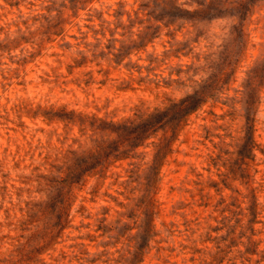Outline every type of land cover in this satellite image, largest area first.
Returning a JSON list of instances; mask_svg holds the SVG:
<instances>
[{"label": "rangeland", "instance_id": "rangeland-1", "mask_svg": "<svg viewBox=\"0 0 264 264\" xmlns=\"http://www.w3.org/2000/svg\"><path fill=\"white\" fill-rule=\"evenodd\" d=\"M0 264H264V0H0Z\"/></svg>", "mask_w": 264, "mask_h": 264}, {"label": "trees", "instance_id": "trees-1", "mask_svg": "<svg viewBox=\"0 0 264 264\" xmlns=\"http://www.w3.org/2000/svg\"><path fill=\"white\" fill-rule=\"evenodd\" d=\"M213 6H214V8H216L217 7V5L216 4H213ZM216 6V7H215ZM180 106H181V104H180ZM180 106H178V108L180 107ZM181 109V108H180ZM168 111V110H167ZM152 125V124H151ZM139 136V133H137L136 135H135V137H138Z\"/></svg>", "mask_w": 264, "mask_h": 264}]
</instances>
